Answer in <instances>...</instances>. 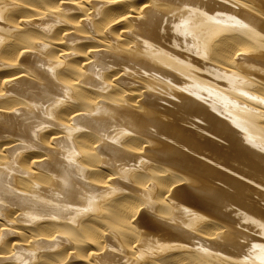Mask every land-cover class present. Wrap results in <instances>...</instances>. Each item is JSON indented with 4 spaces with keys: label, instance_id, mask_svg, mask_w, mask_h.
I'll return each mask as SVG.
<instances>
[{
    "label": "bare ground",
    "instance_id": "obj_1",
    "mask_svg": "<svg viewBox=\"0 0 264 264\" xmlns=\"http://www.w3.org/2000/svg\"><path fill=\"white\" fill-rule=\"evenodd\" d=\"M0 264H264V0H0Z\"/></svg>",
    "mask_w": 264,
    "mask_h": 264
}]
</instances>
